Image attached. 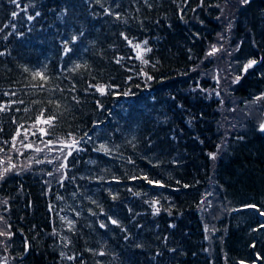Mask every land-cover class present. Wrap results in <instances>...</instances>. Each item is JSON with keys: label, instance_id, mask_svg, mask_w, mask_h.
<instances>
[{"label": "trees", "instance_id": "1", "mask_svg": "<svg viewBox=\"0 0 264 264\" xmlns=\"http://www.w3.org/2000/svg\"><path fill=\"white\" fill-rule=\"evenodd\" d=\"M262 212L264 0H0V264H264Z\"/></svg>", "mask_w": 264, "mask_h": 264}, {"label": "rangeland", "instance_id": "2", "mask_svg": "<svg viewBox=\"0 0 264 264\" xmlns=\"http://www.w3.org/2000/svg\"><path fill=\"white\" fill-rule=\"evenodd\" d=\"M137 45H139L138 48L136 47ZM133 47H134V50L137 53L138 57H143L145 55L146 51H147V47L145 46L144 43H136V44L133 45ZM36 144L39 146L38 143H36ZM68 148L71 149V148H73V146H68Z\"/></svg>", "mask_w": 264, "mask_h": 264}, {"label": "snow or ice", "instance_id": "3", "mask_svg": "<svg viewBox=\"0 0 264 264\" xmlns=\"http://www.w3.org/2000/svg\"><path fill=\"white\" fill-rule=\"evenodd\" d=\"M14 15H15V13H14ZM136 47L138 48L139 45H137ZM145 62H146V61H145ZM252 63H255V61H251L250 64H249V66H250ZM98 90L101 91V92H103V89H102V88H101V89H98ZM48 122H49V121H44V123H48ZM261 215H264V212H262Z\"/></svg>", "mask_w": 264, "mask_h": 264}]
</instances>
